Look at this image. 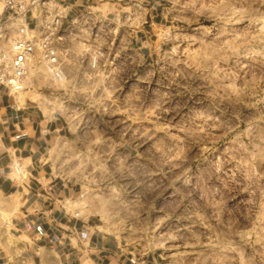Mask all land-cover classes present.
<instances>
[{
	"label": "rangeland",
	"instance_id": "rangeland-1",
	"mask_svg": "<svg viewBox=\"0 0 264 264\" xmlns=\"http://www.w3.org/2000/svg\"><path fill=\"white\" fill-rule=\"evenodd\" d=\"M125 1L67 22L66 79H33L74 125L55 172L102 229L162 264H264V0ZM149 14L155 42L140 49ZM10 261L25 264L18 248Z\"/></svg>",
	"mask_w": 264,
	"mask_h": 264
},
{
	"label": "crops",
	"instance_id": "crops-1",
	"mask_svg": "<svg viewBox=\"0 0 264 264\" xmlns=\"http://www.w3.org/2000/svg\"><path fill=\"white\" fill-rule=\"evenodd\" d=\"M54 1L63 9L65 23L71 20L77 27L87 11L101 20L134 8L125 0ZM154 3L144 9L153 12ZM155 16L149 14L133 29L132 42L140 43V49L155 42ZM32 88L10 94L0 86V197L10 200L5 211L11 213L8 229L0 227V264H13L16 248L25 264H162L158 253L102 229L100 218L81 204L83 192L55 172L51 149L73 138L74 125L62 107L64 100L58 97L51 105Z\"/></svg>",
	"mask_w": 264,
	"mask_h": 264
},
{
	"label": "built area",
	"instance_id": "built-area-1",
	"mask_svg": "<svg viewBox=\"0 0 264 264\" xmlns=\"http://www.w3.org/2000/svg\"><path fill=\"white\" fill-rule=\"evenodd\" d=\"M0 2L5 9L0 16V86L10 94L24 90L37 52L53 66L57 78L66 79L59 49L62 33L69 27L63 9L54 0ZM14 170L20 174L18 167Z\"/></svg>",
	"mask_w": 264,
	"mask_h": 264
},
{
	"label": "bare ground",
	"instance_id": "bare-ground-1",
	"mask_svg": "<svg viewBox=\"0 0 264 264\" xmlns=\"http://www.w3.org/2000/svg\"><path fill=\"white\" fill-rule=\"evenodd\" d=\"M41 61H45L47 62L46 60H43V59H39V58H35L33 60V64H31V67H30V73L27 75V78L25 80V85L27 87H32L33 86V79L35 76H37V74H40V72H44V74L46 75L45 71L47 72V74H49L51 77H52V80H53V85H58L60 80L62 79H65V78H57L54 74V69H53V66L51 67L50 64H46L45 62H41ZM42 63L41 65H35V64H39V63ZM43 75V74H42ZM61 81V82H62ZM0 205L1 206H4L5 205V202H1L0 201ZM7 212V211H6ZM6 212L4 210V207L3 209H1L0 211V218L1 219H5L7 216H6ZM13 243V241L11 240L10 243Z\"/></svg>",
	"mask_w": 264,
	"mask_h": 264
}]
</instances>
